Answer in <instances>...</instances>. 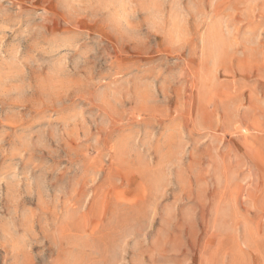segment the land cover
Here are the masks:
<instances>
[{
  "label": "rangeland",
  "instance_id": "374dc122",
  "mask_svg": "<svg viewBox=\"0 0 264 264\" xmlns=\"http://www.w3.org/2000/svg\"><path fill=\"white\" fill-rule=\"evenodd\" d=\"M0 264H264V0H0Z\"/></svg>",
  "mask_w": 264,
  "mask_h": 264
}]
</instances>
